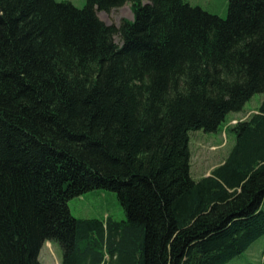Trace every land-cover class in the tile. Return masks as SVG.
Listing matches in <instances>:
<instances>
[{"label": "trees", "instance_id": "obj_1", "mask_svg": "<svg viewBox=\"0 0 264 264\" xmlns=\"http://www.w3.org/2000/svg\"><path fill=\"white\" fill-rule=\"evenodd\" d=\"M130 5L133 20L108 24ZM120 43L116 42V38ZM264 93V0H0V264H228L264 235V101L209 176L191 133ZM117 193L127 220L69 202Z\"/></svg>", "mask_w": 264, "mask_h": 264}, {"label": "rangeland", "instance_id": "obj_2", "mask_svg": "<svg viewBox=\"0 0 264 264\" xmlns=\"http://www.w3.org/2000/svg\"><path fill=\"white\" fill-rule=\"evenodd\" d=\"M69 1L79 8L86 5L87 0H57ZM193 6H200L204 10L222 18L228 16L229 0H188ZM100 18L108 24H119L126 18L133 20L130 5L115 10L110 14L99 13ZM116 42L120 43L117 37ZM264 93L255 94L247 102L241 112H232L226 116L217 133H206L202 130L191 133L192 169L191 174L199 180L221 165L236 143L232 128L237 123L246 121L258 112ZM71 212L78 219H100L112 217L116 221H125L127 216L122 208L118 195L109 190H92L69 202ZM264 210V202L261 207ZM63 250L57 242H46L40 254L41 264H61ZM228 264H264V235L257 239L248 249Z\"/></svg>", "mask_w": 264, "mask_h": 264}]
</instances>
